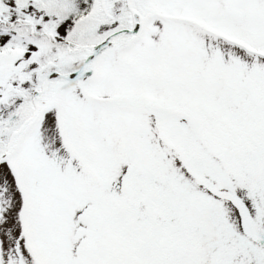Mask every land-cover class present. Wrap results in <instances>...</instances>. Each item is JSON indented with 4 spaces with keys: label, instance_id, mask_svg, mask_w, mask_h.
I'll list each match as a JSON object with an SVG mask.
<instances>
[{
    "label": "snow or ice",
    "instance_id": "6c2138e0",
    "mask_svg": "<svg viewBox=\"0 0 264 264\" xmlns=\"http://www.w3.org/2000/svg\"><path fill=\"white\" fill-rule=\"evenodd\" d=\"M0 264H264V0H0Z\"/></svg>",
    "mask_w": 264,
    "mask_h": 264
}]
</instances>
